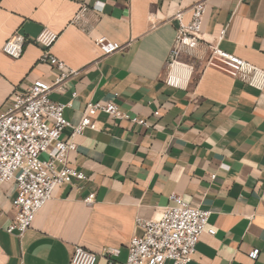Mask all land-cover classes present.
Returning a JSON list of instances; mask_svg holds the SVG:
<instances>
[{"label":"crops","instance_id":"1","mask_svg":"<svg viewBox=\"0 0 264 264\" xmlns=\"http://www.w3.org/2000/svg\"><path fill=\"white\" fill-rule=\"evenodd\" d=\"M198 1L0 0V110L18 87L61 74L40 60L45 45L37 39L53 33L51 53L74 72L50 97L68 103L78 93L65 111L72 125L87 101L106 100L151 124L98 112L96 128L78 135L68 155L86 178L57 186L23 235L6 230L17 190L1 184L0 264H72L77 246L97 253L119 247L112 263L100 254L97 264H125L127 244L142 235L138 220L174 205L173 193L211 210L208 228L216 230L201 235L190 264H264V83L208 64L219 43L264 71V0H203L198 47L181 51L173 71L180 81L170 85L176 33ZM15 33L27 40L17 58L2 51ZM99 37L123 49L104 54Z\"/></svg>","mask_w":264,"mask_h":264},{"label":"built area","instance_id":"2","mask_svg":"<svg viewBox=\"0 0 264 264\" xmlns=\"http://www.w3.org/2000/svg\"><path fill=\"white\" fill-rule=\"evenodd\" d=\"M86 9L81 8L76 20ZM205 13L206 3L201 0L193 5L190 21L181 20L182 14H178L181 22L169 56L171 73L168 84H179V77L173 73L179 64L178 57L181 51H192L198 47ZM224 35L225 31H222L219 39ZM54 39L53 33L37 39L45 45L40 60L57 67L61 74L52 82L37 79L29 85L18 87L10 104L0 110V185L14 182L17 190L13 200L15 215L6 230L10 233L17 231L19 235L32 226L37 213L53 199L57 186L73 179L86 178L84 172L69 162L68 155L77 149L75 139L78 135L86 128H96L94 116L98 112H106L115 119L151 126L148 120L122 111L113 100L87 101L81 121L72 125L65 111L73 107L78 93H73L68 103L50 97L51 92L61 87L65 78L74 72L66 71L65 63L51 53L50 46ZM26 42L22 34L15 33L3 44L2 51L11 57H20ZM96 42L104 54L123 49V45L106 37H99ZM208 64L243 82L257 86L264 83L262 69L225 51L219 43L211 46ZM67 130L69 137L65 138ZM43 153L47 154L46 158L42 157ZM93 198L90 195L85 201L92 203ZM170 198L175 204L163 209L158 217L138 220L142 235L133 236L127 244L125 264H190L201 235L204 232L211 235L216 233L214 228H208L211 210L202 209L176 193L171 194ZM258 252V249H254L251 257H257ZM100 254L112 263L113 257L120 254V248L104 247L101 253H97L77 246L71 263L97 264Z\"/></svg>","mask_w":264,"mask_h":264}]
</instances>
